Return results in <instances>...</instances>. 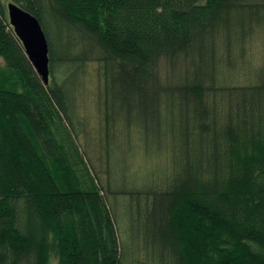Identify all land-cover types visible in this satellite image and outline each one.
Segmentation results:
<instances>
[{"label": "trees", "instance_id": "16d2710c", "mask_svg": "<svg viewBox=\"0 0 264 264\" xmlns=\"http://www.w3.org/2000/svg\"><path fill=\"white\" fill-rule=\"evenodd\" d=\"M9 2L42 27L47 84ZM98 90L106 137L165 157L152 190H110L77 144ZM121 194L152 196L171 264H264V0H0V264H123Z\"/></svg>", "mask_w": 264, "mask_h": 264}, {"label": "rangeland", "instance_id": "374dc122", "mask_svg": "<svg viewBox=\"0 0 264 264\" xmlns=\"http://www.w3.org/2000/svg\"><path fill=\"white\" fill-rule=\"evenodd\" d=\"M94 65L88 67L93 70ZM89 78L83 82L84 85H92ZM92 90V94L94 95ZM85 94V93H84ZM99 99L97 102L95 116L91 115L90 98L83 96L76 109L78 116L89 117L88 124L90 131L93 133V143H89L84 137L80 136V130L77 121L79 119L74 116L75 130L77 135V144L84 148L88 157L91 158L92 165L98 170H103L108 174L101 177L104 185L108 186L110 190L131 191V190H152L151 182H147L149 171L153 167L165 161L163 155H153V141L151 139H137L134 129L133 134L130 135L132 142H126L125 136H119L117 139L107 138L102 129V91L98 90ZM80 99V98H79ZM104 113V112H103ZM121 117V113L118 114ZM79 118V117H78ZM86 128V127H84ZM140 142L143 156L136 147ZM129 147L133 149L124 153H117L116 147ZM122 149V148H121ZM138 150V151H137ZM122 151V150H121ZM102 175V173H101ZM160 175L158 176V178ZM165 179L161 181H165ZM150 196L144 202H140L136 207V202L127 199L124 194L113 197L111 202L113 205V215L118 231V238L120 243V250L122 251L123 264H171V258L165 253V248L161 245L158 229V213L154 210V203ZM131 203V204H130Z\"/></svg>", "mask_w": 264, "mask_h": 264}, {"label": "water", "instance_id": "95a60500", "mask_svg": "<svg viewBox=\"0 0 264 264\" xmlns=\"http://www.w3.org/2000/svg\"><path fill=\"white\" fill-rule=\"evenodd\" d=\"M7 17L14 34L37 74L45 84L49 77L48 43L38 20L13 2L6 4Z\"/></svg>", "mask_w": 264, "mask_h": 264}]
</instances>
